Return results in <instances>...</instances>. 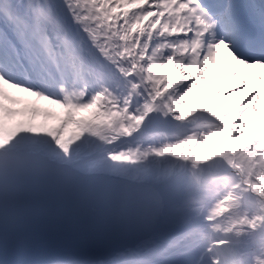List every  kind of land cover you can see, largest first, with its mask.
<instances>
[{"label":"snow or ice","instance_id":"6c2138e0","mask_svg":"<svg viewBox=\"0 0 264 264\" xmlns=\"http://www.w3.org/2000/svg\"><path fill=\"white\" fill-rule=\"evenodd\" d=\"M158 2L0 0V86L9 92L27 91L13 83L17 75L43 80L49 75L77 74L94 76L99 83L114 80L113 63L121 49L150 51L155 58L177 47L154 38L161 20L160 35L163 31L180 33L179 47H186L189 40L197 49L203 45L215 62L235 61L260 79L258 73L264 72V0H218L214 7L203 0H176L175 21L168 18L171 4L165 8L168 16L151 10L150 5L155 7ZM245 3L249 7H242ZM208 29L216 33L211 42ZM249 30L258 36L259 55L244 56L233 44ZM254 90L260 95L252 103H264V89ZM249 95L251 90L239 100H230L225 94L219 102L225 107L243 106ZM76 211L54 186L0 164V264H82L44 254L59 225Z\"/></svg>","mask_w":264,"mask_h":264},{"label":"bare ground","instance_id":"6f19581e","mask_svg":"<svg viewBox=\"0 0 264 264\" xmlns=\"http://www.w3.org/2000/svg\"><path fill=\"white\" fill-rule=\"evenodd\" d=\"M159 1L163 4L162 10L165 15L168 14L165 12L167 5H173L172 15L168 18L175 21L176 0ZM180 15L184 16L186 12H181ZM183 22L184 21L181 19L180 23L182 24ZM169 26L171 27V25ZM179 35L180 33H174L171 39L180 43L177 39ZM185 35H187V32H185ZM215 35L216 33L212 29H208L207 36L209 42L214 39ZM197 53H201V56L195 59ZM179 56L183 60H190V65H194L199 71L207 68V76L211 78L212 81V83L207 86L208 93H219L224 87L232 85L224 95H239L244 93L247 90V86H249L248 88H253L251 94H256L258 96L260 93L254 89H264V72L258 73L260 79L257 80L250 75L252 70L244 71L242 66L238 65L235 61L215 62L214 59L208 55V50L203 45L200 49H197L189 40L187 46L179 52ZM206 58L208 59L207 64L205 63ZM246 77L249 79L243 82L242 79ZM84 78L85 80L87 79L86 82L89 84V87L86 86V88H84L80 83V76L77 74L65 75L63 77L49 75L46 80H38L36 83L37 86L41 84L50 90L46 98L39 95L33 99L32 96L36 93H34L33 88L27 84L21 83L17 85L18 88H24L27 89V91L19 92L15 89L10 90L14 95L0 86V148L3 145L6 146L10 142L25 141L29 142L31 146L34 145L35 149L39 150L41 153L40 155L43 159L53 157L59 161L68 162L74 165V167L85 169H94L100 164H103L102 168L111 169V171H115L122 176L135 178L142 175L149 182L153 183L165 181L171 173V175H174L176 184L172 185L169 193L165 196V202L154 227L148 235L142 238L138 246H135L136 251H139L136 255L140 256L146 253L148 258L153 257L150 263H156L157 260V264H188L190 258L189 253L191 252L179 250L176 254L170 256L171 259H168L170 253L166 255V253L159 251L161 246L166 243L164 239L170 237L167 231L175 224L194 221L196 212H198L200 206H202L201 202L198 200L201 194L200 191L207 185L212 184L214 171L228 170L226 173L228 176L231 177L234 175V170L231 169L233 164L231 162L230 153L239 148L245 138H247L246 141L251 140V135L244 134L236 142L228 144L226 141L229 139V131L226 124L221 123L220 128L225 131L224 134L220 137V133L218 132L215 136H210L208 140L204 135L206 131L198 129V126L194 124H185L184 116L180 115L179 111L169 109L168 113L164 112L163 115L169 119L171 125L175 127L168 133L172 135L173 140L168 141L169 138L164 136V146L159 148L158 152H155L154 155H141L142 152H138V155H129L128 150L131 144H133L134 132L138 131L141 126L139 117L144 114V107H147L148 104L153 102V99L148 95L147 100L142 99L135 103H129L126 109L123 107L122 111H124V114L121 120L124 122V128L121 129V133H123L121 137L114 138L113 135H109L107 136L108 141L103 145L94 146L96 140L91 141L87 138L88 129L93 124L94 118L98 119L100 118V114H103L99 107L102 104V99L99 98V94L101 93L99 85H104L105 83H99L94 76H87ZM107 83L112 85L115 81L111 79L108 80ZM96 84H98L97 88L91 90L90 87L92 86L93 88ZM37 91L39 92L42 90ZM124 94L126 95V93ZM89 96L90 99L95 98L96 100L97 98L98 101H96V105L92 111L81 117L79 125L76 127L72 126L68 131H64V124L60 125L52 119L48 121L51 115L47 110L41 111L39 109V111H37L38 114L36 113L35 105L42 103L54 107L56 110H60V108L63 107L68 113H71L74 109L68 108L70 103L85 101ZM53 101H55V103H53ZM127 101L128 100H126V102ZM6 103L13 105L12 110L16 109L18 111L13 121L11 115H8L11 113V110ZM261 104L264 107V103ZM22 113H25V115L22 116L23 119L20 117ZM1 117H5L6 121L2 122ZM131 127L137 129L133 130ZM119 133L117 132L115 134L119 135ZM124 137L126 138L119 141ZM116 140H118V142H116ZM195 141H197V143H195ZM139 147L141 148V146ZM167 151H172L173 155L167 157ZM251 151L254 158H261L264 155L263 146H259L256 140L251 146ZM158 165H164L166 168L162 169V171L156 170L158 173H151V169H154V167ZM238 173L241 174L238 178L243 181L246 190H249L252 186L245 178L246 175L244 174L246 173L241 172L239 169ZM164 183L166 184L167 181ZM258 194V196L264 198V193L258 192ZM262 201L264 202V199ZM206 206L201 210V214H199L202 217L213 216L215 213H218V210H221V205L215 197L209 199ZM209 225L214 226L211 222ZM222 231L224 230L222 229ZM240 233V231L232 232L230 230L218 232L219 236H216L212 241L217 239V237L228 240L240 239ZM250 238L254 237L251 236ZM250 238H247V240ZM196 243L197 242L194 240L186 239L184 247L198 250L200 244L199 242ZM226 249L229 250L230 247ZM116 253L117 254L112 253L102 260H86L84 264H126V262L129 261L128 258H124L125 255L122 254V251Z\"/></svg>","mask_w":264,"mask_h":264},{"label":"rangeland","instance_id":"374dc122","mask_svg":"<svg viewBox=\"0 0 264 264\" xmlns=\"http://www.w3.org/2000/svg\"><path fill=\"white\" fill-rule=\"evenodd\" d=\"M162 7L163 4L160 1L155 4V7L150 5L152 11L164 14ZM165 16H168V14ZM162 28L163 20H161V24L154 30V38L161 43H173L177 45V48L175 47L167 53H160L155 58L152 57L150 51L140 52L137 49H133L130 52H126L121 49L120 54L115 56L113 63L117 72V78L114 79L115 83L112 85L107 82L104 85L100 84L102 89L99 96L102 99V104L99 107L103 114H100V118L98 119L94 118L95 121L88 129L87 138L91 141L96 140L94 146H101L108 141L107 136L109 135H113L114 138L121 137L123 135L121 129L124 128V122L121 120L124 114V111H122L123 107L126 109L129 103H135L142 99L147 100L148 95L153 99V102L147 105L148 110L153 109L149 111L148 117L152 122L153 128L158 131L152 132L148 126L144 125L143 127L141 125L139 131L134 134L133 144H131L128 150L129 155H138V152H142L141 155H154L155 152H158L159 148L164 146V133L159 131V128H161L163 113H168L169 109L179 111L180 115L184 116L185 124H194L198 126V129L206 131L204 135L208 140L210 136H215L218 132L220 133V137L224 134L225 131L220 128L221 123L226 124L229 131V139L226 141L228 144L236 142L244 134L251 135L252 139L246 141L247 138H245L239 148L230 153V157L232 164L241 172L246 173L244 174L246 175L245 178L252 187L246 190V186H242L241 189H238L231 196L230 201L225 204L224 208V210L227 209L230 212H233L237 207L239 208L236 210L239 213L234 215L241 218L239 223H242V226L237 227L238 225H235V228L231 226V230H240V239L229 240L227 245L220 248L221 253L228 257L227 263L231 262L239 251L234 246H239L240 248L244 247V249L234 264H262L259 258L252 256V252L256 246L264 243V202L262 201L264 198L258 196V192L264 193V155L261 158H254L251 146L256 140L259 146H263L264 148V137L262 135L264 132L258 133L261 126L264 125V107L261 103H252V101L256 100V94L247 96L243 106L239 104H229L227 107L223 106L219 102V98L224 95V90H228L232 85L224 87L219 93H208L207 86L212 81L207 76V68L199 71L194 65H190V60H183L179 56V52L184 47H179L180 43L171 39L174 33L163 31L162 35H160ZM198 58L199 56L197 55L195 59ZM248 79L246 77L242 81L246 82ZM193 85H196V87H193ZM107 87L116 89L117 93L113 94L111 91L104 92ZM248 87L242 94H229L227 96L230 100H239L245 93L253 90L252 87ZM123 91L127 92L125 96L121 95ZM39 95L43 98L48 97L47 94H40V92L32 97L34 99ZM126 100L128 101L126 102ZM96 101L98 100L93 101L91 99L79 104V106L72 105V108L78 116H81L79 110H84L86 114L89 113L96 105ZM35 106L37 114L39 109L41 111L47 110L54 121L60 125L64 124V131H68L70 126L76 124V121H72L64 114L63 107L60 110H56L45 103ZM11 107L12 105L8 106L10 110ZM254 110L256 111V121L252 124H247L248 117H246V114L251 113V111L254 112ZM8 115H11L13 121L15 112L11 111ZM24 115L25 113L22 116ZM1 121H6L5 117H1ZM131 128L134 129L133 127ZM117 132H120L119 135L115 134ZM139 133L144 134L140 135ZM167 138H169L168 141L173 140V137L170 135ZM172 155V151L166 152L167 157ZM234 175L231 177L232 180L237 176L235 173ZM235 194L236 197L233 199ZM251 236L254 238H250ZM247 238L250 239L247 240ZM227 247H230V249H226ZM214 257H216V253L209 252L202 264H216L213 260ZM193 260L194 256L190 257L188 264H191Z\"/></svg>","mask_w":264,"mask_h":264},{"label":"trees","instance_id":"16d2710c","mask_svg":"<svg viewBox=\"0 0 264 264\" xmlns=\"http://www.w3.org/2000/svg\"><path fill=\"white\" fill-rule=\"evenodd\" d=\"M253 113H254V112L251 111V113H247V114H246V115H247L246 117H248V121L251 120ZM260 130H264V125L261 126V129H260ZM254 255H255V256H258V257H262V258H263V264H264V244H261V245H260L259 250H256V251L254 252Z\"/></svg>","mask_w":264,"mask_h":264},{"label":"water","instance_id":"95a60500","mask_svg":"<svg viewBox=\"0 0 264 264\" xmlns=\"http://www.w3.org/2000/svg\"><path fill=\"white\" fill-rule=\"evenodd\" d=\"M169 125L168 121L164 120V127L167 128Z\"/></svg>","mask_w":264,"mask_h":264}]
</instances>
